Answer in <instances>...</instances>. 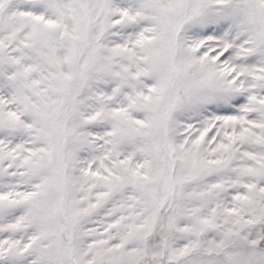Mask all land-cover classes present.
I'll return each mask as SVG.
<instances>
[{"label": "snow or ice", "instance_id": "snow-or-ice-1", "mask_svg": "<svg viewBox=\"0 0 264 264\" xmlns=\"http://www.w3.org/2000/svg\"><path fill=\"white\" fill-rule=\"evenodd\" d=\"M0 264H264V0H0Z\"/></svg>", "mask_w": 264, "mask_h": 264}]
</instances>
